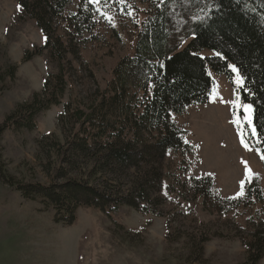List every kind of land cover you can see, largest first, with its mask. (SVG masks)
Here are the masks:
<instances>
[{"label":"trees","instance_id":"obj_1","mask_svg":"<svg viewBox=\"0 0 264 264\" xmlns=\"http://www.w3.org/2000/svg\"><path fill=\"white\" fill-rule=\"evenodd\" d=\"M16 1L20 18L34 20L45 36L44 44L24 60L47 50L57 69L48 73L41 91L5 116L0 133L12 128L34 130L40 113L60 105L70 84L79 91L74 96L72 90L58 117L61 136L51 133L38 140L40 168L47 181L35 171L20 178L10 173L1 153L0 179L24 199L52 211L56 223L72 224L82 207L113 217L126 206L169 219L167 160L176 153L196 152L174 116L209 101L214 88L210 69L231 82V65L241 74L243 83L235 85L236 94L253 105L255 124V134L246 132V140L264 161V0H163L138 32L134 53L118 61L103 88L92 74L77 75L83 69L68 59L72 44L64 47L62 39L53 36L70 0ZM81 9L72 17L76 23L84 17L92 31L95 8L89 3ZM178 21H184L183 33L190 40L182 49H171L170 29ZM202 48L215 53L203 56ZM77 54L76 50L72 55ZM17 70L14 63L0 67V84L13 81ZM88 79L92 86L87 87ZM187 186L193 199H200L210 212L264 204L257 178L237 197H223L210 175H190ZM167 230L172 242L183 236L174 235L172 220ZM195 230L187 236L192 262L203 260L204 244L211 239L209 233ZM242 240L247 256L241 264H259L264 257V231L253 228Z\"/></svg>","mask_w":264,"mask_h":264},{"label":"rangeland","instance_id":"obj_2","mask_svg":"<svg viewBox=\"0 0 264 264\" xmlns=\"http://www.w3.org/2000/svg\"><path fill=\"white\" fill-rule=\"evenodd\" d=\"M162 1L70 0L57 21V35L53 36H59L64 47L72 44L73 53L68 59L83 69L77 75L92 74L103 88L118 61L134 53L138 32ZM89 3L95 8L92 31L91 22L84 24V17L77 23L72 17ZM183 24L178 21L170 29L171 49H182L190 40L183 33ZM44 42L36 22L20 18L16 0H0V67L18 65L16 78L0 84V125L19 104L42 90L48 73L56 71L47 50L24 60L28 52L33 55ZM76 50L78 54L72 55ZM214 53L201 49L203 56ZM235 69L232 82L210 69L214 88L209 101L174 116L178 125L187 130L186 139L195 145L196 152L176 153L167 160L170 194L165 210L169 219L126 206L113 217L82 207L72 224L56 223L52 211L42 210L38 201L24 199L0 179V264H241L247 256L242 238L253 228L264 231V204L228 213L210 212L200 199H193L187 186L190 175H210L223 197H237L257 178L264 191V161L259 150L246 140V132L255 134L253 105L236 94L235 85L242 84L243 78ZM88 82L87 87L93 85V81ZM71 87L70 84L60 105L40 113L34 130L12 128L0 133V153L10 173L20 178L35 171L42 181H47L40 168L38 140L51 133L61 136L58 117L72 90L74 96L79 91ZM246 105L251 106L247 112ZM168 220L176 227L174 235H183L178 241L167 238ZM194 228L196 232L209 233L211 239L204 244L203 260L192 262L187 236ZM259 264H264V257Z\"/></svg>","mask_w":264,"mask_h":264},{"label":"snow or ice","instance_id":"obj_3","mask_svg":"<svg viewBox=\"0 0 264 264\" xmlns=\"http://www.w3.org/2000/svg\"><path fill=\"white\" fill-rule=\"evenodd\" d=\"M230 67H233V71H237L236 69H235V67L234 66H230ZM245 107V111L247 112L249 109H250V107L251 106H244ZM246 119H248V117L246 116L245 117ZM249 122H251L250 120H249ZM242 143H243V141H242ZM245 147H247V145H245ZM250 171V170H249ZM243 181H241V186H242V188H243ZM237 195H242V191L240 192V193H237Z\"/></svg>","mask_w":264,"mask_h":264}]
</instances>
